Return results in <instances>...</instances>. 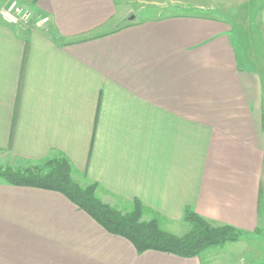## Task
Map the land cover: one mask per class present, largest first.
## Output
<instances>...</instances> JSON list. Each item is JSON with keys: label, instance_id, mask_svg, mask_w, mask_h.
<instances>
[{"label": "crops", "instance_id": "crops-1", "mask_svg": "<svg viewBox=\"0 0 264 264\" xmlns=\"http://www.w3.org/2000/svg\"><path fill=\"white\" fill-rule=\"evenodd\" d=\"M126 1L38 0L35 20L19 26L0 16V157L64 156L102 201L138 200L171 230L190 207L253 233L264 198V0H239L245 25L203 6L132 20ZM0 264L202 260L138 254L64 195L0 180Z\"/></svg>", "mask_w": 264, "mask_h": 264}, {"label": "trees", "instance_id": "trees-1", "mask_svg": "<svg viewBox=\"0 0 264 264\" xmlns=\"http://www.w3.org/2000/svg\"><path fill=\"white\" fill-rule=\"evenodd\" d=\"M37 1L32 0V5ZM0 179L8 185L51 190L64 195L105 231L129 241L138 254L152 250L193 258L208 247L236 242L244 234L229 225L215 226L190 207L184 209L182 218L190 225L189 231L181 236L170 233L162 228L160 217H144V207L138 200H134L131 209L124 212L102 201L96 194L97 184L78 183L73 178L68 159L60 155L17 169L0 166ZM263 208L264 198L260 194L258 214Z\"/></svg>", "mask_w": 264, "mask_h": 264}, {"label": "rangeland", "instance_id": "rangeland-1", "mask_svg": "<svg viewBox=\"0 0 264 264\" xmlns=\"http://www.w3.org/2000/svg\"><path fill=\"white\" fill-rule=\"evenodd\" d=\"M8 1L9 0L0 1V11ZM17 2L22 7L33 11L32 0H17ZM116 2L118 3V8H120L122 0H116ZM119 2L121 3L119 4ZM158 2L159 5L155 6L147 3V0H127V5L125 7L131 11L129 18L134 17L132 20L135 18L160 17L178 13H203L204 11L197 8L198 6H203L204 8H209L207 11L211 16L225 17L227 19L226 21L232 25H239L238 23H242L243 25L246 24L245 8L243 14L241 6L238 4L239 0H159ZM238 14H243L242 16H244V19H240V21ZM235 37L238 45L239 37ZM239 45L238 55L241 61L244 52L241 47L242 45ZM0 166L17 169L26 165L19 164V162L13 161L12 158H5V156H2L0 157ZM85 184L87 183L85 182ZM111 206L123 212L129 211L132 207V205L129 208L128 206L120 204ZM259 215L260 223L258 228H256L258 230L256 231L255 229L256 232L251 234L244 233L236 242H227L220 246L208 247L197 256L201 258L202 264H264V208ZM154 216L156 217V215ZM161 226L166 231L170 233L175 232V235L177 233L179 236L184 235L190 229V225L185 221L175 230H171L167 223H161Z\"/></svg>", "mask_w": 264, "mask_h": 264}, {"label": "built area", "instance_id": "built-area-1", "mask_svg": "<svg viewBox=\"0 0 264 264\" xmlns=\"http://www.w3.org/2000/svg\"><path fill=\"white\" fill-rule=\"evenodd\" d=\"M0 16L4 22L10 25H27L35 16L33 11L28 10L17 2V0H9L0 11ZM47 18H41L40 23H45Z\"/></svg>", "mask_w": 264, "mask_h": 264}, {"label": "water", "instance_id": "water-1", "mask_svg": "<svg viewBox=\"0 0 264 264\" xmlns=\"http://www.w3.org/2000/svg\"><path fill=\"white\" fill-rule=\"evenodd\" d=\"M132 18V17H131Z\"/></svg>", "mask_w": 264, "mask_h": 264}]
</instances>
